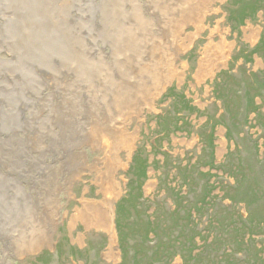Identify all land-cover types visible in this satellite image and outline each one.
<instances>
[{
	"label": "rangeland",
	"instance_id": "rangeland-1",
	"mask_svg": "<svg viewBox=\"0 0 264 264\" xmlns=\"http://www.w3.org/2000/svg\"><path fill=\"white\" fill-rule=\"evenodd\" d=\"M262 72L264 0H0V264H264Z\"/></svg>",
	"mask_w": 264,
	"mask_h": 264
},
{
	"label": "trees",
	"instance_id": "trees-1",
	"mask_svg": "<svg viewBox=\"0 0 264 264\" xmlns=\"http://www.w3.org/2000/svg\"><path fill=\"white\" fill-rule=\"evenodd\" d=\"M263 74H261V76L260 77H264V72H262ZM259 77V75H257L256 73L255 74H253V75H250V78L253 80V79H256V78H258ZM261 85H259V87H257V89H255L256 90V92H257V96H260L261 94H263V91H262V88H264V83H263V86H261ZM253 90V89H252ZM170 93H172V92H174L175 91V89L174 88H171L170 90ZM178 97L179 98H183L184 96H183V94H179L178 95ZM174 98L176 101H179L180 99L179 98ZM252 105H254V104H252ZM159 120H160V125L163 127H165L166 128V130H170V128L171 127H173L174 129H176V128H178V124H176V126L175 125H173V124H171V122L169 121V118H167V115L165 116V115H160L159 116ZM171 119V118H170ZM167 122H169V124L167 123ZM258 122L263 126V128H264V122H261V119L259 120L258 119ZM164 124H166V126L164 125ZM170 127H169V126ZM171 125H173V126H171ZM172 129V128H171ZM208 133V132H207ZM203 140H204V143L205 144H207V148L205 149V150H212L213 151V149H214V146H215V140H216V137H215V132H213V130H211L210 131V133H208V137H207V141H206V139L205 138H203ZM210 152L211 154L213 153V152ZM139 159V161H138V167L136 166V167H134V169H135V171H134V175L136 176V178H139L140 179V167H141V161H143L144 159H142V158H138ZM208 159H211V161H207L209 164H210V169L211 168H213V167H216V165H214L213 164V159L211 158V157H209ZM145 161V160H144ZM143 172H144V170H142ZM132 182H134V179L132 178ZM137 185H139V182H137L136 183ZM214 185H216L215 187H213L212 185H211V188H209L208 189V191L207 192H205V195H204V197H206V199H205V201H203V209L208 205V204H211L212 202H210V200H208V197L210 198V194H212L214 191V188H216L217 186H218V184H214ZM205 189H207V188H205ZM132 190V189H131ZM205 191V190H204ZM213 191V192H212ZM215 196H213V197H211L213 200H214V197H217L218 198V196H219V194H214ZM121 207H123V205L121 206ZM217 215V212L216 211H214V212H211L210 213V217L211 218H213V216H216ZM236 215V217L237 218H235L236 219V221L238 222V223H240L241 225H242V227H238L237 228V230H235L236 231V233H235V237H236V239H237V241H239V242H242L241 244H246V243H248V238H250V236H252L253 234L251 233V231H253L250 227H252V223H258L259 224V226H257V228L258 229H260L262 226H260V224H263V223H261L260 221H258V222H256V220L254 219V218H252L250 215L247 217V220L248 221H246V220H243V221H241L240 219L242 218V217H239L238 216V214H235ZM256 225V224H255ZM226 225H224V227H225ZM247 235H249V237H247ZM175 240H177V239H175ZM174 240V241H175ZM219 240V239H218ZM173 244H174V242H173ZM172 248H174V246L171 244V243H169V244H167L166 245V243L165 244H161V247L159 248H157V250L155 251V252H153L151 255H150V257H151V259H154L155 257L156 258H158V256H162L163 257V260H164V262H165V264L167 263V261H168V259L169 258H173L174 256H175V253L176 254H179L180 252H179V250L177 249V250H173V252L171 253V250L170 249H172ZM169 252V254L168 255H166V257H168V259L166 260V259H164V257H165V255H162L164 252ZM225 253H228V255H231L232 256V253L231 254H229V252H225ZM126 254H127V252H126ZM186 254L187 255H189V256H192V254H195V253H193V251L191 252L190 251V249L189 250H187L186 251ZM237 254H239V253H237ZM237 254H234V255H237ZM228 255H226L225 254V256H224V254L221 256V260H222V258H226ZM196 256V255H195ZM194 256V257H195ZM208 257H210L209 255H208ZM229 257V256H228ZM217 261H216V263H218L219 264V262H220V260H219V258L217 257ZM138 261V262H137ZM137 261H136V264H138V263H143L142 261H141V258H139V256H138V258H137ZM210 261V260H209ZM209 261H208V263H209ZM207 263V264H208Z\"/></svg>",
	"mask_w": 264,
	"mask_h": 264
},
{
	"label": "bare ground",
	"instance_id": "bare-ground-1",
	"mask_svg": "<svg viewBox=\"0 0 264 264\" xmlns=\"http://www.w3.org/2000/svg\"><path fill=\"white\" fill-rule=\"evenodd\" d=\"M209 3V2H208ZM205 8V7H204ZM199 29V31H200V28H198ZM194 35V34H193ZM190 39H192V38H190ZM225 45V44H224ZM228 45V44H227ZM225 47H227V46H225ZM227 52H228V50H227ZM227 54H229V52L227 53ZM227 54L225 53V52H223L222 54H221V56H219V58L222 60V64L225 62V59L227 58ZM128 141H129V143L128 144H131L132 145V143H133V140H134V138H131V137H128V138H126ZM107 148V147H106ZM92 167V166H91ZM100 167V166H99ZM95 169V168H94ZM104 174V173H103ZM104 176V175H103ZM113 191V190H112ZM113 193V192H112ZM106 196V204L103 202V209H99V210H95V224H98V225H101V226H104V227H106L107 229H109L110 230V228L112 227L111 226V213L109 212L110 210H112L113 209V206H112V201L114 200V199H116V197L118 196V194H116L115 192H114V194H107V195H105ZM101 206V205H100ZM94 215V214H93ZM80 219V218H79ZM81 219H84V220H87L88 221V219L86 218V216H84L83 218H81Z\"/></svg>",
	"mask_w": 264,
	"mask_h": 264
}]
</instances>
